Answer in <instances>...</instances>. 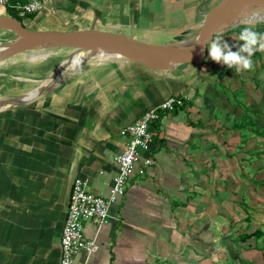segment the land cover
Here are the masks:
<instances>
[{
    "label": "crops",
    "instance_id": "0c3cea01",
    "mask_svg": "<svg viewBox=\"0 0 264 264\" xmlns=\"http://www.w3.org/2000/svg\"><path fill=\"white\" fill-rule=\"evenodd\" d=\"M28 1L11 0L0 14L11 15V7L18 11L17 6ZM217 1L43 0L37 12L18 15L35 30L95 28L165 44L195 29ZM242 26L226 31L225 39L236 43L245 27L264 33V28ZM208 55L207 50L199 65L168 70L122 57L100 58L70 68L65 73L75 71L44 97L0 109V264H60L74 179L82 177L89 191L108 197L118 170L116 156L125 146L122 128L174 93L191 101L162 113L153 125L151 149L142 157L150 155L154 163L144 175L129 179L100 228L94 221L85 222V234L96 238L98 248L92 254L79 253L76 261L226 264L230 257L228 252L225 257L220 240L230 238L225 234L231 233V219L251 217L244 196L240 199L246 206L236 211L237 195L232 197L228 188L252 180L248 167L255 173L264 169V150L239 147L236 137L245 140L247 128L235 129L233 124L245 110L233 117L227 114ZM218 69L232 70L222 64ZM258 97L261 101V92ZM253 114L255 128L262 131L260 114ZM252 135L255 140L262 137L256 131ZM236 146L239 150H232ZM260 176L253 179L262 181Z\"/></svg>",
    "mask_w": 264,
    "mask_h": 264
},
{
    "label": "rangeland",
    "instance_id": "374dc122",
    "mask_svg": "<svg viewBox=\"0 0 264 264\" xmlns=\"http://www.w3.org/2000/svg\"><path fill=\"white\" fill-rule=\"evenodd\" d=\"M244 24L252 27L254 26L255 28L260 27L263 29L264 16L260 15L250 19L247 18L240 26L243 27L242 25ZM199 25L195 29H198ZM240 26H238V30H240ZM236 28L232 30H236ZM225 34H227V32H223L217 36L228 39V36ZM12 36V32L0 29V46L4 41H8V39H10ZM193 36L194 35L190 34L187 37L192 38ZM239 43L243 42L240 41ZM233 50H235V48H233ZM259 51L261 55H254V58H251L252 67L239 73L235 72L234 69L230 70V72L225 70L222 71L218 69L220 63H217L211 59H208V61L210 62L209 65L212 69L211 77L214 78L213 83L216 85L217 90L224 95L223 98L225 100V108L229 109L230 112L227 114H230L231 116H236L238 114L240 115L245 110V106H247L249 107L251 113L253 112L255 114H260L262 119V128L264 130V50ZM76 52L78 51L73 48L58 46L41 47L36 48L32 51L20 53L12 57L11 59H8L7 62L1 63L0 97L24 95L39 87L43 79L54 76L55 72L60 70H65V72L68 71L70 69V67L68 66L70 60L76 58ZM97 55H100V53L95 54V57L93 58L85 60L82 65L99 61L101 57H96ZM74 71L75 69L70 70L67 73L62 72L61 74L65 73V76L62 77V80L58 84H60L71 72ZM255 90L258 93L261 92L263 96L261 101L258 97V93H255ZM185 99L187 100L190 98L186 96ZM239 101L245 103V106H242L243 108L238 105ZM260 103H263L261 104V108L255 110L259 107ZM216 114H220L218 110H216ZM218 116L219 115H217L216 117ZM232 117L230 121L231 123L233 121ZM252 134L253 131L251 130V128H249L246 130L247 138L245 140L241 139L242 141L239 142L238 138L236 137L237 143L241 144L239 147L241 149L247 148L248 150H264V135H262V137L258 136L255 140V137ZM232 136L234 135L232 134ZM230 141L232 142V145H235V143H233V141L235 142V139L233 137H231ZM239 147L236 146V148L238 149L232 150H239ZM248 168L246 169V174L249 178H252V180H246L247 184L245 186L231 185V188H228L232 192V197H234V195H237L235 196L236 211L238 210V207L241 208L242 205H244L242 204V199H240L244 196L245 204L247 205V212L251 215V219H249L248 221L236 217L235 219H238V221L240 220L242 222L240 224H238V221L235 223L234 218L231 219V233H227L225 235H228V237H230L237 243L239 234H242L245 231L249 232L257 228H261L264 231V181L263 183H261L253 179L261 177L260 175H264V169L261 172L257 171L255 173L253 170ZM238 199H240V201H238ZM242 243V245H238V249L242 253V256H244L245 258H249L247 260H244L242 264H264V235L259 238H250ZM223 250L226 257L227 251L224 247ZM219 262H222V260H219L218 263ZM226 264L236 263L233 262L231 258H227Z\"/></svg>",
    "mask_w": 264,
    "mask_h": 264
},
{
    "label": "water",
    "instance_id": "95a60500",
    "mask_svg": "<svg viewBox=\"0 0 264 264\" xmlns=\"http://www.w3.org/2000/svg\"><path fill=\"white\" fill-rule=\"evenodd\" d=\"M264 6V0H218L201 19L198 29L188 28L174 36L165 44H153L135 39L125 33L98 30L95 28L77 30H35L30 29L15 16L0 14V29L8 30L13 36L4 41L0 48V63L36 48L58 46L73 48L77 51H91L95 54L108 52L117 54L128 60L140 63L152 69L168 70L181 64H201L207 55L204 41L223 32L232 30L244 22H233L246 8ZM245 9V10H244ZM194 35L193 42L185 44L188 35ZM200 41V43H197ZM61 71V70H60ZM60 71H57L60 75ZM53 76V84L37 90L23 101L24 96L0 97V109L9 106L29 104L55 88L60 82L59 77ZM29 93V92H28ZM27 94V93H26ZM220 245L226 249L229 257L236 264H242L244 257L238 249V243L224 237Z\"/></svg>",
    "mask_w": 264,
    "mask_h": 264
},
{
    "label": "built area",
    "instance_id": "2783aa9c",
    "mask_svg": "<svg viewBox=\"0 0 264 264\" xmlns=\"http://www.w3.org/2000/svg\"><path fill=\"white\" fill-rule=\"evenodd\" d=\"M11 5V0H0V8ZM43 7V0H30L17 6L20 16H27ZM229 44L231 41L226 40ZM184 94H171L168 98L146 110L136 121L128 123L121 130L125 138L122 152L116 156L117 173L113 178L108 197L88 190L87 182L82 177L73 181L70 202L61 236L60 264H80L76 261L79 253L92 254L97 251L96 238L85 234V222L94 221L98 228L108 220L110 206L126 191L129 179L134 174L144 175L147 168L154 163L149 152L153 141V125L162 113H171L184 105Z\"/></svg>",
    "mask_w": 264,
    "mask_h": 264
},
{
    "label": "clouds",
    "instance_id": "9594fccd",
    "mask_svg": "<svg viewBox=\"0 0 264 264\" xmlns=\"http://www.w3.org/2000/svg\"><path fill=\"white\" fill-rule=\"evenodd\" d=\"M235 41L237 43L229 44L223 37L214 36L204 41L203 45L208 50L209 59L239 73L252 67L251 58L256 51L264 50V33L245 27L239 32ZM240 41L243 43H239Z\"/></svg>",
    "mask_w": 264,
    "mask_h": 264
},
{
    "label": "bare ground",
    "instance_id": "6f19581e",
    "mask_svg": "<svg viewBox=\"0 0 264 264\" xmlns=\"http://www.w3.org/2000/svg\"><path fill=\"white\" fill-rule=\"evenodd\" d=\"M260 15L264 16V6H251L249 8H246V10L243 11L242 14L239 15L233 22H235V23H238V22H241V21L244 22L247 18L250 19V18H254V17L260 16ZM191 42H193V38H188L187 37V39L184 40L185 44H189ZM0 48H2V47L0 46ZM92 54H94V55H92ZM75 56H76V58L70 60V63L68 65L70 68L75 67V66H80L85 60L95 57V53H93L91 51H78V52L75 53ZM96 57L115 58V57H121V56H118L117 54L108 53V52H106V53L105 52H103V53L100 52V55H97ZM122 58H124V57H122ZM62 72H65V70L64 71L61 70L60 74ZM61 75H59V73L57 72V75L55 77H60ZM53 79H54L53 76L48 77L46 79H43V81H41L39 87L35 88L34 90L30 91L29 93L25 94L24 96L18 98V101L19 100L23 101L26 98H28L29 96L35 94L37 92V90H40L42 88H45V87L53 84V82H54Z\"/></svg>",
    "mask_w": 264,
    "mask_h": 264
},
{
    "label": "trees",
    "instance_id": "16d2710c",
    "mask_svg": "<svg viewBox=\"0 0 264 264\" xmlns=\"http://www.w3.org/2000/svg\"><path fill=\"white\" fill-rule=\"evenodd\" d=\"M24 1L25 0H13V2L15 4H16V2H24ZM10 14L13 15V16H15V17H17L18 19L22 20V17H20L18 15V11L15 9V7H11L10 8ZM190 101H191V99H187V100L184 99V105L183 106H185ZM242 104L243 103L241 101L238 102V105L243 106ZM183 106H181V107H183ZM181 107H178L177 109H179ZM252 113H251L249 107L245 106V113L243 114V118L240 121H238L237 119H235V122L233 124V127L235 129H243V128L249 129V128H251V130L253 132L256 131L258 134L264 135V130L263 129H262V131H260L259 129L255 128L257 126V123L255 122L254 116H253ZM263 181H264V179L262 181H258V182L263 183ZM247 219L249 220V219H251V217L248 216ZM263 235H264V231L261 228H257V229H255L253 231H249V232L248 231H245L244 233L240 234L238 236V240L237 241L238 242H245V241H247L250 238H253V237L259 238V237H261Z\"/></svg>",
    "mask_w": 264,
    "mask_h": 264
}]
</instances>
